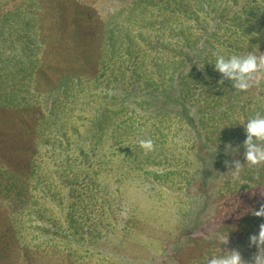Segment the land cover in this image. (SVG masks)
Here are the masks:
<instances>
[{
  "label": "rangeland",
  "instance_id": "1",
  "mask_svg": "<svg viewBox=\"0 0 264 264\" xmlns=\"http://www.w3.org/2000/svg\"><path fill=\"white\" fill-rule=\"evenodd\" d=\"M248 52L264 0H0V264L247 261L264 73L237 91L213 54Z\"/></svg>",
  "mask_w": 264,
  "mask_h": 264
},
{
  "label": "clouds",
  "instance_id": "2",
  "mask_svg": "<svg viewBox=\"0 0 264 264\" xmlns=\"http://www.w3.org/2000/svg\"><path fill=\"white\" fill-rule=\"evenodd\" d=\"M213 55L215 56V69L233 81V87L237 91L243 92L254 84H259V74L264 73V54L257 56L248 52L241 55H230L227 58L217 53ZM240 124H243L246 133V139L243 142L246 148L244 153L246 164L255 166L264 163V116L257 113L254 117ZM138 143L146 151L153 149L151 139H141ZM225 163L227 164V162ZM242 168L243 166L239 161H234L232 175L238 177ZM252 214L257 217H264V204L260 205L259 210L253 211ZM219 239L221 243H227L226 236H221ZM249 243L250 246H255L256 252L247 261L242 259L238 250L233 249L223 256L213 255L210 260L206 257L205 262L206 264H264V223L259 225L256 235L249 237Z\"/></svg>",
  "mask_w": 264,
  "mask_h": 264
},
{
  "label": "trees",
  "instance_id": "3",
  "mask_svg": "<svg viewBox=\"0 0 264 264\" xmlns=\"http://www.w3.org/2000/svg\"><path fill=\"white\" fill-rule=\"evenodd\" d=\"M61 6V5H60ZM129 52H131V51H129ZM32 55H33V57H35V59H36V57H37V55H38V52L37 51H34L33 53H32ZM33 64H35V63H33ZM54 74H56V71H52ZM47 76V75H46ZM22 77H25L26 78V76H19L18 78H16L14 81H13V83H14V85L16 84V81L17 80H22ZM0 78H1V75H0ZM33 80H35V85H36V87H40V85H39V82L42 80V76H40V75H38L37 77H36V79H33ZM1 88V87H0ZM16 90L17 91H19V92H21V90H19L18 88H16ZM10 92V90L8 91V92H5V93H9ZM215 155V154H214Z\"/></svg>",
  "mask_w": 264,
  "mask_h": 264
},
{
  "label": "bare ground",
  "instance_id": "4",
  "mask_svg": "<svg viewBox=\"0 0 264 264\" xmlns=\"http://www.w3.org/2000/svg\"><path fill=\"white\" fill-rule=\"evenodd\" d=\"M131 38H132V37H131ZM163 46H164V45H163ZM163 46H162V47H163ZM191 87H192V86H191ZM216 125H217V124H216ZM181 128H182V127H181ZM183 130H184V129H183ZM176 131H177V130H176ZM183 134H184V133H183ZM181 136H182V135H181ZM174 138H175V137H174Z\"/></svg>",
  "mask_w": 264,
  "mask_h": 264
}]
</instances>
